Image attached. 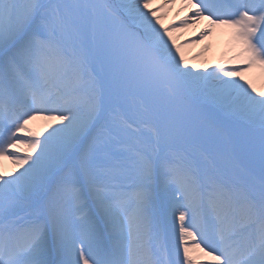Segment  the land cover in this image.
Returning a JSON list of instances; mask_svg holds the SVG:
<instances>
[{
    "label": "snow or ice",
    "instance_id": "snow-or-ice-1",
    "mask_svg": "<svg viewBox=\"0 0 264 264\" xmlns=\"http://www.w3.org/2000/svg\"><path fill=\"white\" fill-rule=\"evenodd\" d=\"M174 4L0 0V264H264V0ZM202 19L236 63L185 57Z\"/></svg>",
    "mask_w": 264,
    "mask_h": 264
},
{
    "label": "rangeland",
    "instance_id": "rangeland-1",
    "mask_svg": "<svg viewBox=\"0 0 264 264\" xmlns=\"http://www.w3.org/2000/svg\"><path fill=\"white\" fill-rule=\"evenodd\" d=\"M171 8H172V6L170 8H167V9L163 10V11H166V13H167L164 16L167 19H168L169 15H170V12H172ZM175 13L176 14L180 13L181 14L180 17H183L186 14V8L181 10V6H178L177 10H175L173 14H175ZM173 14H172V16H173ZM202 21H203V19L198 21V22H196L195 24H192L190 22L189 25L184 26V28L186 29V31L189 34L188 39H187L188 43H186L187 50H188V52H190L191 50H196V52H194L191 55V58L195 59V58H198V57L208 56V57H213L214 59H218V60L220 59V61H221V60H223V57L220 58L221 55L225 54L226 58L228 59L229 56L231 55L232 51H233L232 49L235 48L236 46H234L232 44H229L228 42H226L224 44L223 48L218 46V43L221 40V33L222 32H224L222 34H225L227 37L232 34V30L230 28L226 27V26H215V27H213V31H212V33L210 35L201 38L200 42H201V45L203 46V48H196V47H194L192 45L190 46V43H192L191 38L196 36L197 33L199 32V30L201 29V27L197 26V24L198 23H202ZM168 22L171 23L170 20ZM205 22H203L202 23L203 25H201V26H204L203 28L208 26V22L207 23H205ZM170 23H168V24H170ZM215 46H217V47H215ZM233 59L234 58L231 57L230 61L233 60ZM259 74L260 73L258 72V70H255V69L252 70L251 69V70H249V73L246 75V79H250L253 82H256L258 80ZM36 128L38 130H40L39 127H36ZM14 168L15 167H13L12 170ZM12 170H10L9 172H11ZM177 215H178V213H177ZM186 223H187V218H186ZM177 224H178V221H177ZM193 231L195 232L196 230L193 229ZM197 239H199V234L198 233H197ZM201 246L203 247V244ZM196 251H197V253H195L194 256H197V258H199V259H210V257L203 256V254L200 253L198 249H196Z\"/></svg>",
    "mask_w": 264,
    "mask_h": 264
},
{
    "label": "bare ground",
    "instance_id": "bare-ground-1",
    "mask_svg": "<svg viewBox=\"0 0 264 264\" xmlns=\"http://www.w3.org/2000/svg\"><path fill=\"white\" fill-rule=\"evenodd\" d=\"M157 2H158V0H157ZM181 3H182V0H175V4L171 8L172 12H170V15H169L168 19L163 17V19H162L163 23L168 24V23H170V22H168L169 20L171 21V23H173L175 21H179V19L181 18L180 17L181 14L180 13L173 14V13H174L175 10H177L178 6H181ZM172 14H173V16H172ZM190 14L191 13H189L188 15H190ZM201 25H202V23H198L197 24V26H199V27ZM172 31H173V35L175 36L176 42L181 45V48H182V50L184 52L185 57H189V61H190L191 64L203 65L209 71H211L212 67L220 64L218 62V59H214L213 57L205 56V57H198V58H195V59L191 58L190 55L195 50H191L190 52H188L186 43H182L183 41H186L188 39V36H189V34L186 31V29L184 28V26H182L179 23H177L176 27L173 28ZM228 42L238 45L236 42L233 41L232 35L229 37ZM191 45L194 46V47H197L193 43H190V46ZM237 50H238L237 54H239V52H240L239 45L237 46ZM252 70H254V69H252ZM248 73H249V70L244 73L245 78H246V75ZM253 83H255L258 88L264 89V77H262L260 74H259L258 80L256 82H253ZM48 123H49V121H47L46 119L38 118L36 120L31 121L29 127H30V129L33 132L39 133V130L36 129V127L38 126L40 129H44L47 126ZM25 147H26V144L19 145V149H20L21 153H23V149ZM14 166L15 165L12 163V161L10 159H8L6 157H0V167H2L5 170V172L10 171ZM195 253H197L196 250L193 252V255Z\"/></svg>",
    "mask_w": 264,
    "mask_h": 264
}]
</instances>
